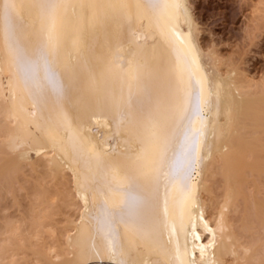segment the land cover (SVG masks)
<instances>
[{
	"label": "bare ground",
	"instance_id": "obj_1",
	"mask_svg": "<svg viewBox=\"0 0 264 264\" xmlns=\"http://www.w3.org/2000/svg\"><path fill=\"white\" fill-rule=\"evenodd\" d=\"M152 2L10 0L5 10L0 0V175L9 185L23 164L38 172L24 216L28 232L18 236L6 225L0 261L13 264L16 251L29 248L42 264H111L93 220L102 203L96 182L113 173L150 174L178 107L198 80H210L207 148L192 185L213 228L223 210L224 231L217 230L203 256L200 247L210 237L202 226L197 241L183 231L170 234L163 222L178 224L177 193L161 183L151 194L159 229L149 223L133 232L117 224L120 259L186 264L195 246L199 264H264V89H253L243 74L223 72L213 54L195 44L183 11L171 7L186 6L194 26L186 0H155V9ZM189 40L196 53L192 64L185 62L181 42ZM41 49L58 73L61 97L46 87L33 90L22 77L14 53L33 57ZM59 201L79 207L73 218L62 217L67 226L60 251L32 248Z\"/></svg>",
	"mask_w": 264,
	"mask_h": 264
},
{
	"label": "snow or ice",
	"instance_id": "obj_2",
	"mask_svg": "<svg viewBox=\"0 0 264 264\" xmlns=\"http://www.w3.org/2000/svg\"><path fill=\"white\" fill-rule=\"evenodd\" d=\"M2 7L5 10L9 9L10 0H4ZM149 7L155 9L160 5L153 0ZM171 7L183 11L190 37L194 26L187 15L186 6L177 3ZM181 42L186 43L185 62L194 63L196 53L191 41ZM14 55L18 59L19 69L25 83L33 90L39 91L46 87L57 97L63 95V85L47 51L41 49L33 57H27L21 52H15ZM193 89L186 95L183 105L177 109L175 126L171 134L160 140L157 158L150 174L129 172L117 178V174L113 173L111 176L102 175L101 179L96 182L95 191L102 197V203L93 216V220L97 232L103 236L111 264H125L119 255L117 224H123L133 232H142L145 225L149 223L159 229L158 218L153 219L151 216L154 210L151 194L159 188L161 183L166 189L171 187L177 193L175 204L179 208L178 224L176 221L169 223L167 219L163 222L164 228L169 230L170 234L183 231L185 236L190 233L193 241H197L201 239L198 228L202 226L210 237L208 245L200 247V254L203 256L206 247L212 246L215 242L217 230L223 232L225 229L223 210L216 221L217 227L213 228L206 219L204 210L198 205L193 192L192 179L198 174V169L205 158L203 152L207 148L208 119L205 115V108L210 107L213 84L210 80L207 83L198 80L193 85ZM120 115L121 118L124 117L123 112ZM99 123L101 121L97 120V124ZM141 185L144 186V191L132 190ZM167 212L166 206L165 216ZM93 248L95 249V246ZM192 253V258L187 260L186 264H199L195 259V246ZM94 254L99 255L100 253L94 252ZM185 254H187L186 249ZM179 258L180 252L177 249V259ZM180 264H185V261L180 260Z\"/></svg>",
	"mask_w": 264,
	"mask_h": 264
},
{
	"label": "rangeland",
	"instance_id": "obj_3",
	"mask_svg": "<svg viewBox=\"0 0 264 264\" xmlns=\"http://www.w3.org/2000/svg\"><path fill=\"white\" fill-rule=\"evenodd\" d=\"M186 3L194 19L191 35L195 44L213 54L214 62L223 72L243 74L251 81L253 89H264V0H186ZM28 169L29 166L23 164L21 173L16 174L9 185L0 175V246L6 235V225H10L18 236L28 232L24 216L33 196L31 185L38 173ZM73 201L75 205L80 204L76 197ZM58 204L57 216L45 221L32 248L46 246L60 251L64 239L62 233L67 226L64 219L75 212L78 214L79 207H65L62 201ZM13 260V264H42L29 248L18 249ZM0 264H8V261L1 260Z\"/></svg>",
	"mask_w": 264,
	"mask_h": 264
}]
</instances>
